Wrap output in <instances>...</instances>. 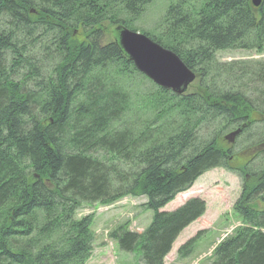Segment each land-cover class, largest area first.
Masks as SVG:
<instances>
[{"label":"trees","instance_id":"1","mask_svg":"<svg viewBox=\"0 0 264 264\" xmlns=\"http://www.w3.org/2000/svg\"><path fill=\"white\" fill-rule=\"evenodd\" d=\"M151 1L0 0V264H86L92 218L75 212L127 196L146 199L150 224L141 234L118 227L109 238L142 264H164L205 204L163 208L217 168L242 177L234 205L241 225L211 264H264V62L214 60L217 51L262 50L264 0L257 8L251 0L170 6L163 36L151 40L210 83L181 95L157 88L132 116L114 79L136 70L115 40L101 44V24L132 30ZM40 50L45 57L32 59ZM236 130L234 146H222ZM240 142L238 172L229 165Z\"/></svg>","mask_w":264,"mask_h":264},{"label":"rangeland","instance_id":"2","mask_svg":"<svg viewBox=\"0 0 264 264\" xmlns=\"http://www.w3.org/2000/svg\"><path fill=\"white\" fill-rule=\"evenodd\" d=\"M182 0H152L147 4L143 13L135 21L129 23L130 29L136 33L147 34L148 37L159 39L166 30L163 25L164 15L170 6L177 4ZM188 5H196V0H183ZM203 0H198L201 2ZM199 4V3H198ZM197 9V8H196ZM123 17V16H122ZM124 18V17H123ZM114 27L106 21L101 24V44L106 45L112 42L113 36L111 31ZM115 29V28H114ZM76 35V33H74ZM81 39V38H79ZM49 50L48 52H53ZM43 51L32 53V59L42 60L45 57ZM47 54V53H46ZM42 55V56H41ZM47 56V55H46ZM56 60V59H55ZM214 60L217 64H231L232 62H264V42L260 52L251 50H224L217 51L214 54ZM55 62V61H54ZM55 63L52 64V66ZM51 67L48 69L50 70ZM213 68L211 67V70ZM45 76L49 77L51 71L43 69ZM209 70V69H208ZM47 71V72H46ZM137 72V71H136ZM131 73L129 77L114 79L120 81V85L128 95L130 112L132 116L136 115L139 104L145 106L147 100L156 96V89L159 88L139 72ZM121 74V73H120ZM197 73L195 80L187 89L189 93H197L209 85L210 81L201 77ZM119 85V84H118ZM137 107V108H136ZM146 109V108H145ZM144 118V117H143ZM231 131L226 132L223 137L222 146H234L236 137L232 143L226 140ZM240 146L242 142L233 149L237 160L230 166L240 171L244 166L245 152L242 153ZM258 151V150H257ZM250 156L255 153L249 151ZM258 153H256L257 155ZM260 159L257 155L253 163ZM242 177L236 171L229 169L217 168L205 172L201 175L192 186L184 193L178 194L173 201L163 208L162 211H173L183 205L190 199H199L204 202L205 210L203 215L188 226L176 239L171 247V251L164 258V264H211L213 253L216 247L225 239L230 237L233 231L240 227L241 220L234 211V205L238 200L241 192ZM146 199L144 197H124L112 204L101 205H82L76 212L77 219L85 216H91V231L93 233V251L90 259L86 264H142L138 255L121 252L116 243L109 238V234L118 227H124L126 230L141 234L150 224L152 213L144 209ZM262 210L264 207L258 205ZM192 249L187 257L179 254V249L190 239L195 238ZM182 254L184 251H181Z\"/></svg>","mask_w":264,"mask_h":264},{"label":"water","instance_id":"3","mask_svg":"<svg viewBox=\"0 0 264 264\" xmlns=\"http://www.w3.org/2000/svg\"><path fill=\"white\" fill-rule=\"evenodd\" d=\"M260 3L261 0H251L254 8ZM113 35L116 44L134 69L159 88L181 95L194 81V74L174 53L162 48L146 35L122 26H117ZM238 134L239 130H236L226 140L232 143Z\"/></svg>","mask_w":264,"mask_h":264}]
</instances>
